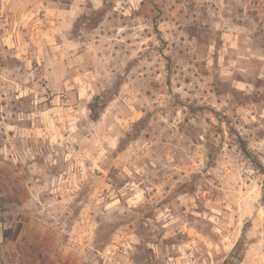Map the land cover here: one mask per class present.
I'll return each instance as SVG.
<instances>
[{
	"label": "rangeland",
	"instance_id": "1",
	"mask_svg": "<svg viewBox=\"0 0 264 264\" xmlns=\"http://www.w3.org/2000/svg\"><path fill=\"white\" fill-rule=\"evenodd\" d=\"M9 1L0 264H264V0H103L22 46Z\"/></svg>",
	"mask_w": 264,
	"mask_h": 264
},
{
	"label": "crops",
	"instance_id": "2",
	"mask_svg": "<svg viewBox=\"0 0 264 264\" xmlns=\"http://www.w3.org/2000/svg\"><path fill=\"white\" fill-rule=\"evenodd\" d=\"M1 2L5 8V4L3 1ZM9 2L13 4L12 11L15 14L14 17L17 19V27H13L14 25H12L6 29V31L10 33L8 41H12V46H22L23 42L19 41L17 38L19 37L21 39V36L25 33H28L31 38H38V44L40 45L52 44L50 41L44 39H52L53 34L55 35L61 29L64 30V34L68 35V32L71 31L70 29L74 28L75 21L81 15L85 14L87 11H99L105 6L103 0H71L62 5H59V2L56 1L47 2L46 0H10ZM37 4L42 5L45 11V18L41 21L36 19L35 10L37 9ZM114 10H117V8H114ZM120 12L122 15L128 14L126 9H122ZM37 21H40V24H37ZM94 31L96 33V30ZM8 32L6 34H9ZM12 37L15 39L12 40ZM81 43L86 44L85 42H80V44ZM29 44L30 43L27 42V45ZM56 45H58V47H66V43H57ZM67 45L74 47L79 45V42L68 39ZM252 248L253 245L250 246L247 252L250 253ZM262 252H264V250H262Z\"/></svg>",
	"mask_w": 264,
	"mask_h": 264
},
{
	"label": "trees",
	"instance_id": "3",
	"mask_svg": "<svg viewBox=\"0 0 264 264\" xmlns=\"http://www.w3.org/2000/svg\"><path fill=\"white\" fill-rule=\"evenodd\" d=\"M96 103H97V98L93 101V104H90L88 107L89 111H90V117L93 121H97L101 115V112H102V109H99V107L96 105ZM241 142L243 143V141H241ZM242 149H243L244 154H246V155L249 154V151L246 148V146L244 145V143L242 145Z\"/></svg>",
	"mask_w": 264,
	"mask_h": 264
},
{
	"label": "water",
	"instance_id": "4",
	"mask_svg": "<svg viewBox=\"0 0 264 264\" xmlns=\"http://www.w3.org/2000/svg\"><path fill=\"white\" fill-rule=\"evenodd\" d=\"M262 203L264 205V180L262 182Z\"/></svg>",
	"mask_w": 264,
	"mask_h": 264
},
{
	"label": "built area",
	"instance_id": "5",
	"mask_svg": "<svg viewBox=\"0 0 264 264\" xmlns=\"http://www.w3.org/2000/svg\"><path fill=\"white\" fill-rule=\"evenodd\" d=\"M113 254H114V252H113ZM108 255H112V251L111 250L107 251V256ZM108 259H111V257H108Z\"/></svg>",
	"mask_w": 264,
	"mask_h": 264
}]
</instances>
